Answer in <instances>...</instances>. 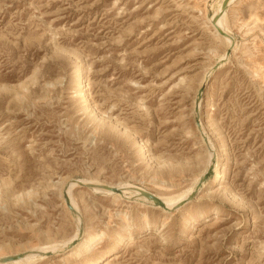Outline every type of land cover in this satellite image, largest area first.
<instances>
[{"label":"rangeland","instance_id":"obj_1","mask_svg":"<svg viewBox=\"0 0 264 264\" xmlns=\"http://www.w3.org/2000/svg\"><path fill=\"white\" fill-rule=\"evenodd\" d=\"M85 179L196 187L164 212ZM73 180L84 237L105 235L37 264H264V0H0L5 256L73 235Z\"/></svg>","mask_w":264,"mask_h":264},{"label":"bare ground","instance_id":"obj_2","mask_svg":"<svg viewBox=\"0 0 264 264\" xmlns=\"http://www.w3.org/2000/svg\"><path fill=\"white\" fill-rule=\"evenodd\" d=\"M222 14H223V12H222ZM222 16L223 15H221V17L219 19H218L217 15H215L213 17V19H214L213 25L215 27H217L220 32H222L221 29H222V25H223ZM226 57L227 56L225 55V59H226ZM225 59H224V57L220 58L216 65L221 66L222 62ZM210 71H212V70H210ZM208 75H209V73L205 76V80L203 79L204 81L207 80ZM194 103L196 104L195 101H194ZM195 104H194V111H195ZM199 104H200V102H198V111H199ZM196 113L197 112L195 111V114ZM197 126L200 128V130H202V128H201L202 123L201 122ZM206 140H205V144H207L206 146L209 148L210 141L208 138ZM207 150H208V154H207L208 157H207V162H206L204 172L207 170V168L209 166H214L213 167L214 169H216V166H217L216 163L214 165L212 163V159H213L212 153H211L212 149L209 148ZM200 177H201V174H200ZM200 177L196 179L195 185L199 182V179H201ZM84 181L86 184H90L89 188L90 187L93 188L94 191H98L99 193H102V194L107 195V196H111L115 199H119V200L120 199H129V198L133 197V194H136L137 198L139 197V199H137V200L143 201L145 203H149L150 205H152V207L160 208L161 211H164V212H169L172 208L176 207L179 203L181 204L182 201L186 200L189 197L190 193H192L193 188L195 186L194 185V186L188 188L187 190H185V192H183L177 196H162V195H156V194L149 192L152 195H154V197H155V198H151L145 194V192H148V191H146L140 187H136V186H127L129 184L122 186L121 183L113 185V184H106L104 182H96V181L86 180V179ZM76 182H78V181H76ZM75 185L76 184L73 180L72 182L66 183L61 188L62 189V197L65 200V206L67 207L68 211L71 214V217L73 218V221H74L73 224H75L74 225L75 231H74L73 235L70 236L69 238H67L66 240H63L62 242H59L56 244H53V243L52 244H46L45 243V244L40 245V246H35V247L33 246L30 248H25L23 252H21L19 254H14L11 256H5L0 251V264H37V263L42 262L45 259H47L50 256L49 254H57L58 252L61 253L62 251L65 252V255L72 254L75 257L79 258L82 254H84L86 252L88 253V252H90V250H92L96 241L101 239L105 235V232L101 231L97 234L93 233L94 235L90 234V235H87L86 237H84V233H83L84 231H82V229H81L82 221L80 218V211H79L78 206H77V204H76V202L72 196V188ZM160 203H162V205ZM122 221L124 223H126V220L124 218H122ZM76 240H77V243L74 244V242ZM76 251L77 252L79 251V252L77 253ZM74 252H76V253H74ZM16 255H18V256H16ZM12 256H15V257L4 259L7 257H12ZM101 260H102V256H98L96 258H93L88 264H97Z\"/></svg>","mask_w":264,"mask_h":264},{"label":"water","instance_id":"obj_3","mask_svg":"<svg viewBox=\"0 0 264 264\" xmlns=\"http://www.w3.org/2000/svg\"><path fill=\"white\" fill-rule=\"evenodd\" d=\"M228 54H229V51H227L226 55H228ZM216 67H217V66H215V68H216ZM202 92H203V87H200L199 90H198V95H197L196 104H195V111H196L197 113H198V102L200 101V98H201ZM197 113H196V115H195V118H196V124L198 125V124H199V120H198V118H197ZM211 169H212V166H209L207 172L203 175L202 178H205V177L207 176L208 172H209ZM200 182H201V180H200ZM200 182H199V183H200ZM145 194H146L147 196L151 197V198H155L154 195H152V194L149 193V192H145ZM160 204L162 205V203H160ZM16 256H18V255H16ZM13 257H15V256L7 257V258H4V259L13 258Z\"/></svg>","mask_w":264,"mask_h":264}]
</instances>
